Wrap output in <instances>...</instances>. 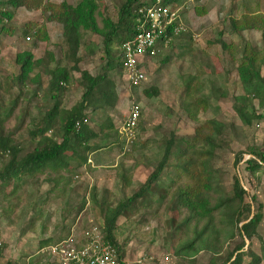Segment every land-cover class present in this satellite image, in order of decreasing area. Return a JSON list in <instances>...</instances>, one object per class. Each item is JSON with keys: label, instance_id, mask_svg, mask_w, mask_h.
<instances>
[{"label": "rangeland", "instance_id": "374dc122", "mask_svg": "<svg viewBox=\"0 0 264 264\" xmlns=\"http://www.w3.org/2000/svg\"><path fill=\"white\" fill-rule=\"evenodd\" d=\"M44 1L46 4H61L65 9H76L88 0ZM98 2L102 16L117 21L125 0ZM203 8L205 13H198L197 10ZM8 10L14 12L13 17L0 24V135H11L20 144L24 155L36 146L37 140L29 134L31 128L55 101L47 89L49 76L39 67L25 82L15 80L19 72L16 56L29 51L36 59L45 58L43 66L54 67L56 63L49 64L48 61L49 52H53L57 59L63 60L62 64L70 63L63 58L68 46L53 7ZM183 12L185 31L150 61L145 84L132 90L124 70L117 67L112 72L117 91L114 105L98 109L102 111L97 114L92 107L85 111L87 123L97 132V137L89 142L93 148L89 150L76 145L77 156L71 148L66 155H74L78 160L86 158V163L73 161L62 173L47 168L34 175L26 173L18 179L0 182V225L5 236L14 237L12 241L6 239L11 253L15 254L19 249V240H15L18 233L29 234L32 239L29 242L32 249L26 252L28 255H34L40 246L46 244L39 235L32 237L34 231H49V244L65 238L69 232L75 234V238L81 235L83 243L87 242L90 232L102 235L106 204H117L143 184L161 158L165 141L172 135L191 137L199 124L215 118L225 122L228 130L226 146L216 154V167L222 175L221 185L229 189L233 176L237 174L245 187L256 194L254 211L263 214L258 226L261 239L254 237L247 243L261 255V245L264 244V171L250 174L243 161L235 166L234 160L236 152L245 151L252 145L264 148V118L246 126L235 112L233 103L236 96L244 94L238 64L245 44L249 43L259 51L264 75V36L261 30L253 28L234 31L230 27V19H239L248 12L264 15V0H193ZM97 19L102 25L99 14ZM10 28L11 31L8 30ZM41 28L46 29L47 40L35 35ZM27 36L31 38L27 39ZM219 39L232 44V47L223 48L217 41ZM103 40L98 34L85 32L79 50L83 57L81 69H87L93 75L101 71L107 60ZM118 47L114 42L113 52L116 54L119 53ZM168 57L169 60L165 61ZM37 74H40L38 80L35 79ZM188 75L198 76L201 84L191 97L185 96L184 79ZM75 77L76 80L64 85L65 89L57 98L62 110H70L82 101L84 88L78 83L80 74L76 73ZM145 88L157 89L158 95H147ZM198 94L208 99V106L193 105ZM132 100L141 104L142 115L138 129L126 136L121 130ZM254 106L259 113H264L257 99H254ZM58 122L57 118V131ZM133 139L136 140L134 145ZM245 157L248 158L249 154L246 153ZM6 159V155L0 153V169ZM175 162V157L171 156L167 170ZM186 182V178L180 181L181 184ZM162 193L163 189H159L138 199L131 210L118 219L116 237L122 250V264L218 263L217 257L206 250L183 257L175 253L176 247L188 239L186 232L179 235L184 229L187 213L183 210L181 214L178 208L173 209L169 196L160 202L158 199ZM188 236L190 240L193 237L192 226ZM240 240L236 235L225 245L224 254ZM46 254L39 256L46 257ZM51 258L48 254L49 264H52ZM32 259H37V256ZM5 260L1 257L0 264H5ZM249 260L245 256L242 264H248ZM25 261L26 256L22 262ZM260 264H264V259Z\"/></svg>", "mask_w": 264, "mask_h": 264}, {"label": "trees", "instance_id": "16d2710c", "mask_svg": "<svg viewBox=\"0 0 264 264\" xmlns=\"http://www.w3.org/2000/svg\"><path fill=\"white\" fill-rule=\"evenodd\" d=\"M184 1L186 0H165V3L176 7ZM142 3L143 0H125L119 9L117 21H114L108 16H102L98 0L84 1L76 9L67 7L65 9L61 4L51 2L46 4L44 0H0V24L4 22V19L13 17L14 12L8 10L9 8L24 7L32 10L53 7L57 12L55 15L61 23L64 41L68 46L63 58L70 63L62 64L63 60L57 59L53 52H49L48 61L49 64L55 62L54 67L43 66L46 62L45 58L36 59L29 51L17 54L16 63L19 65V72L15 80L19 83L25 82L30 73L39 67L49 76L47 89L55 102L52 108L34 123L29 132L30 136L37 140L32 151L23 155L20 144L11 135H0V153L7 157L0 169V182L18 179L26 173L34 175L47 168L53 172L62 173L68 170L73 161L78 163L81 161L82 164L87 162L86 158L78 160L75 157L78 146L91 150L93 147L89 142L97 137V132L92 130L87 123L88 120L85 121L87 119L85 111L89 107L96 111L114 105L117 91L112 72L117 67L124 70V60L120 51L118 54L113 52V45L116 42L120 47L123 42L134 36L137 25L136 8ZM197 11L203 14L205 8ZM98 14L102 17V25L97 19ZM230 27L234 31L247 28L261 30L264 36V15L248 12L239 19L231 18ZM11 29L8 30L11 31ZM88 31L104 39L103 51L107 60L96 75L80 67L83 60L79 54L81 40ZM35 35L42 40H47L49 37L45 28L38 29ZM217 41L223 48L232 47V44H227L221 39ZM240 54L238 72L244 94L235 97L233 108L243 124L251 126L254 120L264 118V113H259L254 106V99H257L261 108H264V75L260 63L262 57L259 51L249 43L245 44ZM168 60L169 57L165 58V61ZM76 73L80 74L78 83L84 88L82 101L65 111L61 109L57 98L65 89V84L77 79ZM39 77L40 74H37L35 79L38 80ZM184 80L186 81L185 96L191 97L193 91L198 92L201 87L198 76L188 75ZM212 87H216L214 83ZM132 88L134 91L139 89V87ZM144 92L151 96L158 95V90L155 88H145ZM194 104L208 106V99L199 95ZM57 118L59 131L55 130ZM138 126L139 123L137 129ZM50 131L52 133L48 134ZM59 134L60 139H58ZM227 135L226 123L212 118L199 124L191 137L178 138L172 135L168 138L164 143L161 158L155 167H152L143 184L131 196L117 204H106L102 221L104 240L114 245L121 256L122 250L116 237L118 219L130 211L138 199H143L155 190L163 189L158 200L162 202L165 196H169L174 204L173 209L178 208L181 214L183 210L187 213L184 229L179 232V235L186 232L188 239L176 247L177 255L182 257L189 254L197 255L206 250L217 257L218 263L214 264H242L245 256L250 258L248 264H260L264 259V244L261 245V255H259L247 243L254 237L261 239L258 226L263 214L254 211L257 196L245 187L237 174L233 176L229 189L222 186L221 170L216 167V154L225 148ZM135 141V139L131 141L133 145ZM69 148L75 156L66 155ZM246 153L249 154L248 158L245 157ZM171 156L175 157L176 162L167 170ZM242 161L250 174L264 171V148L252 145L245 151L236 152L235 166ZM183 178H186L188 182L181 184L180 181ZM191 226L193 237L190 240L188 231ZM236 235L241 238L240 242L233 245L225 255V245ZM3 250L4 246L0 253L1 257Z\"/></svg>", "mask_w": 264, "mask_h": 264}, {"label": "built area", "instance_id": "2783aa9c", "mask_svg": "<svg viewBox=\"0 0 264 264\" xmlns=\"http://www.w3.org/2000/svg\"><path fill=\"white\" fill-rule=\"evenodd\" d=\"M186 0L173 7L165 0H143L136 8V32L134 36L121 44L120 55L124 60V74L130 87H142L146 80L149 62L162 53L175 37L185 31L183 11L189 3ZM27 36V39H30ZM142 115L141 104L132 100L130 109L122 125V132L132 135ZM87 122V119H85ZM69 232L65 238L47 247L54 264H122L118 249L107 243L103 234H89L86 243ZM4 240L0 229V253ZM1 260V256H0Z\"/></svg>", "mask_w": 264, "mask_h": 264}, {"label": "crops", "instance_id": "0c3cea01", "mask_svg": "<svg viewBox=\"0 0 264 264\" xmlns=\"http://www.w3.org/2000/svg\"><path fill=\"white\" fill-rule=\"evenodd\" d=\"M151 62H149V65H150ZM102 110H96V111H93L95 112L96 114L98 112H100ZM0 229H1V234H2V237H3V240H4V250H3V254H2V259H6L5 261V264H49V260H47L48 258V250H47V247L49 246V231H45L43 233L40 232H33V236H37L39 235L40 236V239L41 238H44L46 240V244L45 245H42L40 246L35 254L33 255H28V251H30L32 249L31 247V244H29V242H31V237L29 236V234H26V233H18L17 234V238L15 240H19L18 241V244H19V249L16 250L15 254L14 253H11V250H10V246L7 245V241L6 239H8L9 241H12L11 239H13L14 237H12L13 235H9V236H5V234H3V231H2V228H1V225H0ZM7 233V231H6ZM68 234V233H67ZM8 235V233H7ZM6 237V238H5ZM30 238V240H29ZM43 239V240H44ZM43 254L44 253H47L46 254V257H43V256H39L40 254ZM26 256V261L25 263H23V259L24 257ZM34 256H37V259H32ZM5 257V258H3ZM44 258V259H43ZM13 259V261H11ZM46 262V263H45Z\"/></svg>", "mask_w": 264, "mask_h": 264}]
</instances>
